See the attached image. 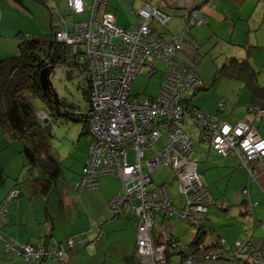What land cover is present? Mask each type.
<instances>
[{
  "label": "built area",
  "instance_id": "built-area-1",
  "mask_svg": "<svg viewBox=\"0 0 264 264\" xmlns=\"http://www.w3.org/2000/svg\"><path fill=\"white\" fill-rule=\"evenodd\" d=\"M169 1L181 7L186 26L168 39L150 25L152 20L165 24L173 17L159 4L144 3L137 13V26L131 28L120 26L115 15L102 10L108 0H92L91 4L86 0H68L73 14L87 13L90 17L70 22L60 19L66 27L56 37L62 43L82 48L79 60L91 74L90 152L76 190L96 189L103 175L119 177L122 186L108 207L116 215L127 207L135 214L137 251L143 257V264H160L166 259L168 247L157 245L152 236L155 226L166 242L172 239L178 252L184 251L181 264H200L195 253H190L189 245L170 237V231L156 219L162 213L165 218L184 220L197 231L205 225L211 204L209 190L194 158L197 146L179 124L190 121L199 129L203 144L210 145L219 155L233 156L239 167L247 171L249 182L256 181L264 167V138L248 120L230 124L219 115H209L189 105L188 96L202 83L195 74L201 58L197 54L186 55L184 46L188 42L197 48L190 29L207 25L208 19L202 9L193 7L196 0ZM160 62L166 69L159 93L132 95L131 85L142 68L146 67L151 77L160 71L157 68ZM223 107L224 103L220 102L219 109ZM164 134L165 144L156 147ZM130 150L134 152L132 160ZM160 166H169L175 172L180 203L171 195V182H154L153 172ZM242 194L247 217L245 236L237 240L229 260L217 251L204 253L203 260L264 264V247H257L252 241L256 203L251 198L249 184ZM17 196L18 191L13 190L0 205V228L6 222L9 202ZM73 242V238L68 241L70 245ZM223 244L225 240L221 239L219 245ZM6 249L23 256L30 264H38L44 258L57 260L59 264L64 262L60 245L35 248L6 238Z\"/></svg>",
  "mask_w": 264,
  "mask_h": 264
},
{
  "label": "crops",
  "instance_id": "crops-1",
  "mask_svg": "<svg viewBox=\"0 0 264 264\" xmlns=\"http://www.w3.org/2000/svg\"><path fill=\"white\" fill-rule=\"evenodd\" d=\"M86 1L89 4L92 3V0ZM66 2L67 0H0V61L11 57L10 55H14L13 53L16 56L18 55V36L21 33L28 34L50 31L60 20V15L62 16L64 14L61 7L64 5L67 6ZM153 4H159L167 13L175 14L179 12L181 14V8L171 7L164 1L155 0ZM140 5L142 6V2ZM199 9H202L206 15L208 23L202 27H192L190 32L200 47L195 49L187 42L184 50L186 55L196 54L198 52L202 57L195 73L202 81L203 86L201 90L208 91L209 93L206 96L208 102L195 98L196 93L193 97L192 104L206 114L220 115L222 120L230 124H236L243 119L248 120L264 138V131H260L257 126L259 121L264 125V113L261 111L257 112L256 108L254 111L248 110L254 103H252V94L246 83L240 78L228 77L220 73V69L228 64L233 57L238 60H248L258 74V83L264 86V0H207ZM57 12H59V17L57 16ZM67 13L66 20L70 22L71 20L68 19L69 14ZM110 13L115 15L116 21L120 26L125 27L118 15L114 14L113 11ZM71 19H74L73 16ZM24 22H27L29 26H26ZM137 23L138 17H136ZM129 25L132 26L133 22H130ZM161 34L163 33L161 32ZM209 99L211 100L209 101ZM220 102L224 103L223 109H219ZM183 128L185 129V127ZM163 141L165 144V139ZM202 145L205 146H202L201 148L205 149L201 150L202 153L206 152L207 160L211 152L206 149L207 145ZM25 149L22 141L18 138H11L4 132L0 124V203L4 200L7 193L14 188L20 189L22 193L20 197L15 198L9 204L7 222L2 229L3 235L23 245H41L47 241L63 242L66 238H73L76 235L85 234L87 238L85 244L76 243L72 248L65 249L67 257L66 264H93V262L94 264H98V259L94 260V257H97L99 253H96L95 250L93 252L89 244L96 241V245L98 246L100 240L102 241L104 239L106 243L110 237L107 235V224L103 223V220L99 218L94 219L91 211L94 208V201L89 202L88 199L85 200L83 194L81 196L82 198H80V206L71 203L69 199H67V202L65 197L61 198V196H57L56 199H52L53 194L51 191L53 189L45 196V191L38 183L36 185L34 183V171L32 170L29 173V168L28 170L24 169ZM219 156L225 158L222 165L231 168L230 171L227 170L229 171L227 175L229 174V179L232 183L234 181L236 182L241 193L242 189L249 184L252 199L256 203L253 209L255 227L252 241L257 247H264V167L260 169L256 181L253 183L248 181L246 183V179L237 180V174L239 173L236 171L243 170L246 174L247 171L239 167L236 159L233 156ZM87 157L82 163V168ZM198 164L199 171L209 188L211 205L220 204L222 210L236 216L237 221H239L238 225L241 226L240 231H242L238 236L242 238L245 236L243 234L246 226L243 222V218L246 217V212L242 209L243 201L239 204L231 202L226 194L225 198L217 200V197L211 191L210 178L204 174L207 165L202 166V161H199ZM211 166L213 165L211 164ZM80 174L76 180L77 182L79 181ZM103 176L100 177L98 188L94 189L95 194L100 199L96 205V208L101 209L100 216L106 217L105 222L112 226L124 217L130 222L132 220L135 223L133 240H130V242H124L122 236L118 237L117 234L119 233L114 232L115 243L112 245V250L116 255H120L121 253L131 255L134 253L141 257L137 252L136 246L138 237L136 218L133 216L131 210L126 209L124 213L113 214V216L109 211L108 203L116 196L121 188V179L115 175H110L118 178L120 180V183H118L103 178ZM76 181L74 183L75 191H77ZM94 190L91 191L93 199ZM51 194L52 196L49 198ZM174 201L180 203L181 198L177 196ZM81 206L87 213V217L81 216ZM106 209L107 211L105 212ZM209 212L210 208L207 213L206 227L209 221ZM156 219L158 223L163 225L166 223V220H169V218L161 215ZM95 221L100 225V228L91 229V225ZM119 224H123V222L120 220ZM100 229L104 233H101L99 231ZM208 230L213 233L217 232L218 238L222 237L215 226L212 229L208 228ZM170 232L173 234L171 230ZM227 233L229 235V232ZM156 235H159V233H156ZM174 235L179 237L176 234ZM158 239L156 238V240ZM217 239H211L208 243L206 240V245H212L211 247L215 246ZM161 242L164 241L161 240L160 244ZM5 243L3 236H0V264L4 262L8 264H28L23 257L17 256L12 251H7ZM226 243L228 244V240H226ZM227 244L224 247L225 249L229 250L233 247L231 245L229 248ZM101 250L102 248H100ZM169 257V261L162 264L174 263L175 255L170 254ZM177 258V262L174 264H179L180 259L179 257ZM141 262L143 264V257H141ZM40 264L56 263L52 260H46ZM205 264L212 263L205 261ZM215 264H227V262L222 260V262H215Z\"/></svg>",
  "mask_w": 264,
  "mask_h": 264
},
{
  "label": "rangeland",
  "instance_id": "rangeland-1",
  "mask_svg": "<svg viewBox=\"0 0 264 264\" xmlns=\"http://www.w3.org/2000/svg\"><path fill=\"white\" fill-rule=\"evenodd\" d=\"M145 1L147 0H109L107 7H102V10L110 12L113 11L114 14L119 16V19L123 22V25L125 27L132 28L137 26L136 17L139 9L141 8L140 3L142 2L143 4V2ZM148 1L153 2L155 0ZM67 7L68 5H64L61 7L62 12L64 13L63 16H66V13L68 12L67 14H70L68 19L71 20L72 15L69 8ZM48 11L50 12L49 8ZM171 14L175 16H173L172 19L165 24L160 23L156 19L154 21L152 20L153 22L151 21V26H153V28L158 33L162 32V36L167 39L171 38V36L175 34L182 32L186 26V19L185 17L181 16L179 12ZM57 16L59 17V12H57ZM89 17V14L73 15L75 21L86 20ZM130 22H133L132 26L129 25ZM24 24L26 26H29L27 22H24ZM13 54L14 55L10 56L15 57V53ZM157 68L160 71L150 77L146 73L148 69L146 67H143L140 72V75L132 83L130 93L132 95H157L159 93V83L164 82L163 72L166 69V65L160 62L157 64ZM68 71L69 68L62 64L55 67L50 77V80L53 84V88L59 98L62 99V101H65L68 104H75L76 106H79L76 112L86 113L89 110V105L83 98L82 92L79 89V84L80 82H82V77L80 74H78V70H75L74 76L72 78H69ZM208 93L209 92L205 90L198 91L195 98H197L198 100L203 99L204 102H208V99L206 97L208 96ZM50 95L53 96L52 93H50ZM210 100L211 99H209V101ZM22 103H25L22 106V110L28 116H34L36 119H38L37 121L46 129L45 135H43L42 138H39L35 142L36 146L41 149L43 157L46 159L45 166H41L37 162L36 157H34L35 154L33 155L30 151L25 149L26 157L24 159V169L28 170L29 168V173L32 170L34 171L35 185L38 183V185L45 191V196L49 194L51 189H53L51 191L53 196L51 194L49 198L51 196L52 199H56L57 196H61V198L65 197L66 201L67 199H69L71 203L77 204V206L81 205L79 204V202L80 198H82V194L84 195L85 200L88 199L89 202L94 201V208L91 209L92 214L94 215V219L99 218L103 220V223L107 224V235L108 237H110L106 243L104 239L102 241L100 240L98 246L96 245V241H93L89 244V246L91 245V250L93 252L95 250L96 253H99L97 257H94V260L98 259V264H142L141 257L137 256L134 253H132L131 255H125L124 253L116 255L115 252L112 250V245H114L115 243L114 232L119 233L117 234V236H122V240H124V242H130V240H133L135 223L132 222V220L130 222L126 217H124L120 219L123 224L118 225V223L120 222V220H118L117 224L113 226L110 225L109 223L105 222L106 217L100 216L101 209L96 208V205L100 199L95 194V190L94 199L91 192L92 190L83 191L81 193L74 190V183L80 174L84 159L86 158V156H88L87 154H89V146L91 142L90 135H82L83 123L66 120L62 116L58 118L51 117L48 122H45L43 118L41 119V117L44 116L40 114V112L43 109L46 110V108L38 100L30 99L29 103ZM17 106H19V103H17ZM180 126L185 127V130L197 142L198 151L195 154V160L198 162L202 161V166L207 165V169L204 174L210 178L211 191L217 197V200L225 198L226 194L227 198L231 202L239 204L244 201V196L240 192V188L237 187L235 181L234 183H232L229 179V174L227 175L231 168L222 165V162L225 160V158L220 157L213 149L208 148L206 146V149L211 152L210 156L206 160L207 154L206 152L202 153L201 149L205 148H201L204 145H202V143L200 144L199 142L198 130L193 127V125H191L189 121H185V123L180 124ZM257 126L260 131H264V125H262L260 121L258 122ZM162 144H164L163 139L156 145V147L162 146ZM129 158L130 160L134 158V152L132 150L129 151ZM211 164L213 166H211ZM236 172L239 173L237 174V180L246 179V183L250 181L245 171L238 170ZM103 178H107L110 181H116L120 183V180L115 176L107 175L103 176ZM174 178L175 172L169 166H160L156 168L153 172V179L156 184L162 182H172V184L170 185V190L173 198L178 196L179 192L178 182ZM242 209H246L245 203L242 204ZM106 211L107 209L105 210V212ZM110 213L113 216V213L111 211ZM80 214L82 217H87V213L85 212L83 207L81 208ZM208 218L209 221L207 227L209 229H212L213 226H215L217 228V231L221 233L222 238L225 241L228 240L227 246L229 248L231 245L234 247L235 243L237 242V239L239 238V233L242 232L240 231L241 226L238 225L239 221H237L236 216L231 215L229 212L222 210L220 208V204H212L210 205V212L208 214ZM246 219L247 217L243 218L244 223ZM164 228L168 232L171 230L173 234L178 235L186 243L192 242V239L196 233L195 228L190 226L184 220H177L175 218L166 220ZM99 231L101 233L103 232L102 229H100ZM227 232H229V235ZM217 238V232L213 233L212 231H208V234L206 236V242L208 243L211 239ZM100 248H102L101 251ZM177 257H174V263L177 262ZM206 262L215 264V262H222V260ZM201 263L205 264V260H202Z\"/></svg>",
  "mask_w": 264,
  "mask_h": 264
},
{
  "label": "trees",
  "instance_id": "trees-1",
  "mask_svg": "<svg viewBox=\"0 0 264 264\" xmlns=\"http://www.w3.org/2000/svg\"><path fill=\"white\" fill-rule=\"evenodd\" d=\"M160 1H164L166 4H169L171 7H175V8H179V9L181 8L179 6H176L175 2H174V4H172L169 0H160ZM205 1H207V0H196V3L194 4L193 7L199 8ZM144 3L153 4V2L148 1V0L143 2V4ZM67 5H68V0H67ZM82 14H87V13L73 14L71 12L72 16L73 15H82ZM62 18L67 19L66 16L60 15V19H62ZM58 23L56 24L57 26L54 25L51 28V30L48 32L28 33V34H22L21 33L18 36L19 37V39H18V49H19L18 55L15 57H8V58H5V59L0 61V124H1L3 130L6 134H8L11 138L20 139L22 141L24 147L26 148V150L30 151L32 154H35L36 160L41 166H45L46 159L43 157V155H42L43 153H42L41 149L36 146L35 142L39 138H42L43 135H45L46 129L37 121L38 119H36L34 116H28L22 110V106H23V104H25L22 102L29 103L30 99L38 100L46 108V110L43 109L40 112V114H42L44 116V117H41V119L43 118L45 122H48L51 117L58 118V117L62 116L66 120H71L74 122H82L83 123L82 135H88L89 134V125H88V123H89L88 111L89 110L86 113L76 112L77 108H79V106H76L75 104H68L67 102L62 101V99L59 98V96L57 95L55 90H54V92L56 93V96L53 93H52L53 96H51L48 92L45 94L43 91L42 85L40 83L41 73L47 68H51V74H52V72L54 71L56 66L61 65V64L64 66H67L69 68V71H68V77L69 78H72L74 76L75 70H78V74H80L82 77V82H80V84H79V89L81 90L83 98L88 103L89 109H90V95H91V91H90L91 90L90 69L87 67L86 64L81 63L79 60V55L82 52V48L80 46L78 47V46H74V45H68L66 43L60 42L57 39V37H56L57 32L59 30L64 29V27H65V25L61 24L60 20L58 21ZM158 34H160L162 36L161 33H158ZM197 44H198V46L196 49H198L200 47L198 42H197ZM196 54L200 58H202L198 54V52ZM220 73H222L223 75H226L228 77H236V78L242 79L246 83L248 88L250 89L251 94H252V99H253L252 103H254L252 106L249 107L248 110L254 111L256 108L257 112L261 111L264 113V86H262L258 83V77H257L258 74L248 60H238L237 58L233 57L230 59L228 64L224 65L220 69ZM202 86L203 85L201 83V85L191 95L188 96V103L190 106L198 108L197 106L192 104V100H193L194 95L198 91L201 90ZM17 103H19V106H17ZM185 121H188V120H184L180 124L185 123ZM191 125H193V124L191 123ZM193 127H195V126L193 125ZM195 128L199 132V142L203 144L202 135H201L199 129L197 127H195ZM162 139L163 140L166 139V134L163 135ZM161 140H160V142H161ZM193 140H194V138H193ZM195 144L197 146V142ZM207 146H208V148L213 149L210 145H207ZM197 149H198V147H197ZM197 149H196V152H197ZM89 152H90V146H89ZM196 152H195V154H196ZM88 156H89V154H88ZM84 166H85V163L83 165V168H84ZM83 168H82V172L80 174V177L83 173ZM80 177H79V180H80ZM100 177H99V179H100ZM13 190L18 191L17 197H20L22 195L20 189L14 188L7 193L6 197ZM91 190H94V189H91ZM208 190H209V188H208ZM178 196L180 197L179 192H178ZM6 197L0 203V205L6 200ZM17 197H15V198H17ZM15 198H13L9 202V204ZM175 198H173V199H175ZM251 198H252V196H251ZM243 203H245V201H243ZM9 204L7 206V210H8ZM126 209H130V207H127ZM253 209H254V207H253ZM131 212L133 213L132 210H131ZM160 215L164 216L162 213H160ZM160 215H158V216H160ZM133 216L136 218L134 213H133ZM205 220H207V214H206ZM6 222H7V211H6ZM5 223L0 228V236H3V238L6 242V238H9V237H5L3 235V232H2V229L5 225ZM158 224H160V223H158ZM254 227H255V224H254ZM94 228H100V225L98 223L94 222L91 225V229H94ZM208 231H209L208 227H206V225H204L203 227H201L200 229H198L196 231V233L192 239V242H190V243L184 242L181 238L175 236L171 232H170V237L174 238V240H176L177 242L181 241V242L185 243L186 245H189L190 253H192V252L195 253L196 257L199 258L200 261L203 258V254L208 252V251H217L222 256H224L225 260H229L233 247H231L229 250L225 249L224 247L227 244L226 241H225V244L219 245V241L221 239H223L222 237H219L217 239L215 246L211 247L212 245H209V246L206 245L205 241H206V236L208 234ZM156 233H159V235H156ZM160 233H161V231L158 229L157 226H155L153 228V231H152V236H153L154 240H156V238H159L158 240H156L157 242L155 241L156 244L160 245V241L163 240L164 242H161V244H165L168 247V251L166 252L165 262L169 261V258H170L169 255L170 254H174L175 256L179 257V259H180L179 264H181L182 260L185 258L184 257V255H185L184 251L179 250V252H178L177 248H175L172 244V242H173L172 239L167 240V242H166L164 240V236L160 235ZM69 239H72V237L66 238L63 242H48L47 241L45 244H41V245L31 244V245L34 246L35 248H38L40 246H44V247H47V249L50 247L56 246V245H60L61 251L64 255L63 264H66L67 263V257H66L65 249L72 248L76 243L85 244L87 241L85 234L76 235L75 237H73L74 242L72 245H70L68 243ZM137 241H138V237H137ZM5 245H6V243H5ZM26 245H28V244H26ZM7 251H10V250H7ZM138 254H140V253L138 252ZM16 255L20 256L18 254H16ZM20 257H23V256H20ZM141 257H142V255H141ZM24 259L26 260V258H24ZM46 260H52L56 264H59V262L57 260H54L51 258H44L38 264H40ZM26 261L28 264H30L28 260H26ZM2 264H8V263L4 262ZM160 264H162V263H160ZM245 264H249V263H245Z\"/></svg>",
  "mask_w": 264,
  "mask_h": 264
},
{
  "label": "water",
  "instance_id": "water-1",
  "mask_svg": "<svg viewBox=\"0 0 264 264\" xmlns=\"http://www.w3.org/2000/svg\"><path fill=\"white\" fill-rule=\"evenodd\" d=\"M51 68L45 69L40 76V83L42 85L43 91L46 94L47 92L53 93L56 96V91L54 92L53 84L50 80Z\"/></svg>",
  "mask_w": 264,
  "mask_h": 264
},
{
  "label": "flooded vegetation",
  "instance_id": "flooded-vegetation-1",
  "mask_svg": "<svg viewBox=\"0 0 264 264\" xmlns=\"http://www.w3.org/2000/svg\"><path fill=\"white\" fill-rule=\"evenodd\" d=\"M50 94V92H48Z\"/></svg>",
  "mask_w": 264,
  "mask_h": 264
}]
</instances>
